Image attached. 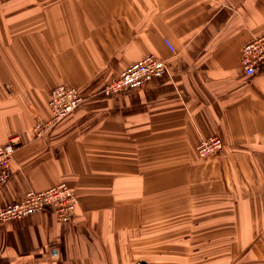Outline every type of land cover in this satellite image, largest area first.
<instances>
[{"label": "crops", "instance_id": "1", "mask_svg": "<svg viewBox=\"0 0 264 264\" xmlns=\"http://www.w3.org/2000/svg\"><path fill=\"white\" fill-rule=\"evenodd\" d=\"M263 32L264 0H0V143L22 141L0 208L60 182L79 195L68 222H0V264L258 258L243 248L264 241V69L247 76L242 50ZM148 54L163 77L100 93ZM60 84L87 99L38 136ZM214 135L223 150L200 156Z\"/></svg>", "mask_w": 264, "mask_h": 264}, {"label": "built area", "instance_id": "2", "mask_svg": "<svg viewBox=\"0 0 264 264\" xmlns=\"http://www.w3.org/2000/svg\"><path fill=\"white\" fill-rule=\"evenodd\" d=\"M172 52L176 49L167 40ZM242 67L247 76H254L264 69V32L253 37L242 50ZM167 71V63L155 54H148L133 62L117 77L108 81L100 93L115 95L143 87L155 78H161ZM87 97L75 86L60 84L51 89L49 107L51 115L40 117L35 123L38 136L51 132L61 121L72 114ZM22 141L19 135H12L6 143H0V185L12 176V160ZM224 147L219 136L202 139L197 146L200 156L219 154ZM79 203V195L66 182H60L47 189H30L18 201L0 208V222L20 219L52 207L61 221L72 219Z\"/></svg>", "mask_w": 264, "mask_h": 264}, {"label": "rangeland", "instance_id": "3", "mask_svg": "<svg viewBox=\"0 0 264 264\" xmlns=\"http://www.w3.org/2000/svg\"><path fill=\"white\" fill-rule=\"evenodd\" d=\"M244 249L254 251V253H257L259 255V257H243L241 255L239 259H236L240 264H264V241L249 243L246 247L243 248V250ZM241 260L243 263H241Z\"/></svg>", "mask_w": 264, "mask_h": 264}]
</instances>
